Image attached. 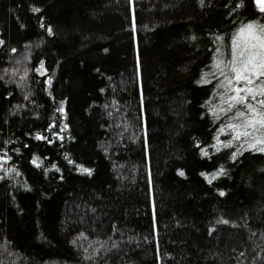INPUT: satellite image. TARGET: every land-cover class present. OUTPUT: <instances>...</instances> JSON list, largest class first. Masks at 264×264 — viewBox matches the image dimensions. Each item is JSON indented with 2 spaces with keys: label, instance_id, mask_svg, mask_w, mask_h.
Returning <instances> with one entry per match:
<instances>
[{
  "label": "trees",
  "instance_id": "1",
  "mask_svg": "<svg viewBox=\"0 0 264 264\" xmlns=\"http://www.w3.org/2000/svg\"><path fill=\"white\" fill-rule=\"evenodd\" d=\"M242 2L0 0V264H264V154L214 147Z\"/></svg>",
  "mask_w": 264,
  "mask_h": 264
},
{
  "label": "snow or ice",
  "instance_id": "2",
  "mask_svg": "<svg viewBox=\"0 0 264 264\" xmlns=\"http://www.w3.org/2000/svg\"><path fill=\"white\" fill-rule=\"evenodd\" d=\"M134 5V0H132ZM200 4L203 7L205 0H200ZM255 4L260 13H264V0H255ZM241 7L243 2L241 0ZM33 12L39 13V8H33ZM41 27H44L41 24ZM47 32L49 35H54L51 27H48ZM132 31H136V16L135 8L133 6L132 15ZM193 40L196 37H192ZM217 39H223L217 37ZM4 41L0 40V45H3ZM14 53L16 49L12 50ZM137 64L139 65V51L137 50ZM215 71L213 76H219L221 78L219 89L223 92L220 94V104L213 110V116L219 117L220 114L229 116L228 122L224 127L220 129V132H225V129L230 130L232 136L231 140L227 142L220 141L217 137V152L223 149H231L234 146L237 147V151L232 153L231 159L235 162L238 156L243 155L245 151L253 153L264 154V23L260 21H252L242 25L236 34L233 35L231 40L230 55H226L217 50V58L214 63ZM37 71L41 75H45L46 70L44 64H40V68ZM208 73H205L207 78ZM2 79V77H0ZM22 81H27L28 71L25 70L23 76L20 77ZM48 84L51 85L52 81L49 79ZM205 83L210 82L208 79L204 80ZM64 102H61V106L57 108V111L62 113L67 118V113L64 108ZM19 107V106H18ZM231 114V115H229ZM53 127H56L53 125ZM68 125L64 124L55 135L61 142L65 139L60 132L68 130ZM38 141H47L48 143H55V140L48 139L45 135L37 134L35 137ZM18 151V150H17ZM204 156H208V151L205 149L202 153ZM65 158L68 159L67 155ZM11 161V157L0 155V172H3L9 176L13 173L19 175L15 167H5ZM69 164L75 162L68 159ZM32 163L37 168H42L43 161L39 156L32 160ZM79 170L88 176L93 174V170L79 165ZM57 172H60L59 168H56ZM180 176H184L185 173L181 171ZM211 184L214 179L220 176L227 175V170L223 167L218 172L209 176L207 173H202ZM4 176H0V180H3ZM30 190V189H28ZM221 196H224V192H220ZM153 213L155 214V202L153 200ZM227 224L228 221H218ZM101 243V247H103ZM115 246V245H114ZM99 251V250H97Z\"/></svg>",
  "mask_w": 264,
  "mask_h": 264
}]
</instances>
